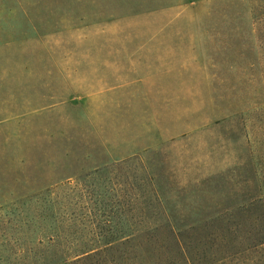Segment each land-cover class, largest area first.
Masks as SVG:
<instances>
[{
  "label": "rangeland",
  "instance_id": "1",
  "mask_svg": "<svg viewBox=\"0 0 264 264\" xmlns=\"http://www.w3.org/2000/svg\"><path fill=\"white\" fill-rule=\"evenodd\" d=\"M263 200L264 0H0V264H189Z\"/></svg>",
  "mask_w": 264,
  "mask_h": 264
},
{
  "label": "trees",
  "instance_id": "2",
  "mask_svg": "<svg viewBox=\"0 0 264 264\" xmlns=\"http://www.w3.org/2000/svg\"><path fill=\"white\" fill-rule=\"evenodd\" d=\"M261 214H253L254 221L250 219H245L243 221V226L248 225V228L239 231L240 229H235L236 226L240 225V222L235 223V227L232 230L227 232L220 231L219 233L212 232H203L197 236L196 243H185L181 242L177 236L174 238L163 239L167 245L166 248H169L173 242L178 246L179 250L183 249V254L185 259L189 264H194L197 256L192 255L190 250H195L196 254H199L200 250L203 253L202 257L208 256V253L212 255L219 253L216 261L221 262L225 260L232 259H244L248 262H263L264 260V200L258 208ZM263 210V212H262ZM250 218V217H248ZM27 224V222H26ZM28 228L30 224H27ZM54 235H50V238H54ZM129 236V235H127ZM121 235L118 241L124 243V238L127 237ZM157 239V238H155ZM131 240V239H130ZM114 241H108V245H111ZM126 242V241H125ZM218 244H225L224 247H216ZM157 249V258H160V255H167L170 253V249L156 248ZM189 249V251H188ZM108 248H100L94 245L81 247L75 251L71 249L63 250L62 252L56 250V255L47 256L50 253L49 250L41 251L34 250V248H29L28 255L31 256L33 251V259L31 262L26 264H78L79 262H84L85 260L93 259L96 262H101L104 260L102 256L106 254ZM22 251V250H21ZM181 251V250H180ZM60 252V253H59ZM216 256V255H214ZM215 258V257H214ZM99 264V263H98ZM159 264V263H154Z\"/></svg>",
  "mask_w": 264,
  "mask_h": 264
}]
</instances>
